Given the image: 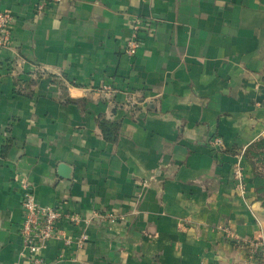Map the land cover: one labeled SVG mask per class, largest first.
<instances>
[{
    "label": "crops",
    "instance_id": "obj_1",
    "mask_svg": "<svg viewBox=\"0 0 264 264\" xmlns=\"http://www.w3.org/2000/svg\"><path fill=\"white\" fill-rule=\"evenodd\" d=\"M39 1L0 0L13 16L0 48V264H30L21 180L79 217L59 221L49 264H257L228 232L264 233L248 157L264 137V0ZM100 117L120 122L115 141Z\"/></svg>",
    "mask_w": 264,
    "mask_h": 264
},
{
    "label": "built area",
    "instance_id": "obj_2",
    "mask_svg": "<svg viewBox=\"0 0 264 264\" xmlns=\"http://www.w3.org/2000/svg\"><path fill=\"white\" fill-rule=\"evenodd\" d=\"M48 4V0H40L36 6V11L41 12ZM12 19L13 16L10 11L4 9L0 5V48L9 47L12 43ZM139 21L136 20L133 25V30L130 38L126 42L125 52L127 55H134L139 47L138 28ZM103 88H108L104 86ZM210 144L215 147L222 145V140L219 136H214L210 139ZM234 179L236 187L239 191H245V184L243 180V166L238 160L234 167ZM23 188L22 194V209L23 220L20 226V235L22 237L23 249L26 251L30 264H49L42 257L41 252L46 247L48 241L56 237L58 232V223L65 219L72 223H78L79 217L75 214L63 212L55 206L42 205L34 196L25 180H21ZM229 236L234 241L241 242L256 260L257 264H264V233L262 231L248 240H239L235 238V234L228 232ZM78 244H82L88 240L86 233L80 234Z\"/></svg>",
    "mask_w": 264,
    "mask_h": 264
},
{
    "label": "trees",
    "instance_id": "obj_3",
    "mask_svg": "<svg viewBox=\"0 0 264 264\" xmlns=\"http://www.w3.org/2000/svg\"><path fill=\"white\" fill-rule=\"evenodd\" d=\"M98 124L105 139L111 142L117 139L120 127L119 121H107L105 118L100 117L98 119ZM252 147L262 150L264 148V137L260 138ZM261 152L264 153V151ZM253 184L258 197L262 202V206L264 207V177L254 174Z\"/></svg>",
    "mask_w": 264,
    "mask_h": 264
},
{
    "label": "rangeland",
    "instance_id": "obj_4",
    "mask_svg": "<svg viewBox=\"0 0 264 264\" xmlns=\"http://www.w3.org/2000/svg\"><path fill=\"white\" fill-rule=\"evenodd\" d=\"M261 151H264V148L260 150L253 147L248 151V157L254 170V174L264 177V153Z\"/></svg>",
    "mask_w": 264,
    "mask_h": 264
},
{
    "label": "water",
    "instance_id": "obj_5",
    "mask_svg": "<svg viewBox=\"0 0 264 264\" xmlns=\"http://www.w3.org/2000/svg\"><path fill=\"white\" fill-rule=\"evenodd\" d=\"M59 169L65 172L66 167H65L64 165H60V166H59Z\"/></svg>",
    "mask_w": 264,
    "mask_h": 264
}]
</instances>
